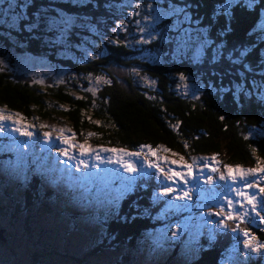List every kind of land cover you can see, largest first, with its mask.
<instances>
[{
  "label": "trees",
  "instance_id": "trees-1",
  "mask_svg": "<svg viewBox=\"0 0 264 264\" xmlns=\"http://www.w3.org/2000/svg\"><path fill=\"white\" fill-rule=\"evenodd\" d=\"M127 1L144 7L143 13L147 12L150 2L155 3V0H97L98 6L89 4L75 13L89 17V21L96 25L102 35L119 42L114 43L115 46L103 44L102 48H95L96 51H105L104 56H109L113 63L125 69L143 68L150 83L154 82L155 90L140 87L139 81L132 75L114 77L107 69L108 63L104 56L85 61L82 55H77L71 48L67 50L61 46L53 47V44L48 47L43 34L40 39L30 40L26 33L17 35V32H13L7 39L10 41L16 35L15 38L19 41L8 44L9 41L6 42L2 35L4 29H0V61L3 65L4 62L7 63L0 71V109L6 114H18L28 120L34 117L39 121L61 118L74 129L79 144L85 140L84 130H90L93 142L99 148L110 147L136 152L141 150V145H147L157 153V158H161L164 148L183 158H211L215 155L216 163L222 169L226 165L230 168H253L257 157L264 160V136L254 139L250 135L253 130L264 133V99L260 98L264 89L253 84V81L257 85L264 84V67L260 64L261 59H264V36L258 32L249 36L257 22L256 14L235 10L232 31L222 37L226 43L225 55L227 50L241 44L251 46L247 60L254 71L246 73L242 79L239 70L227 60L216 64L209 63L210 51L208 58L200 64H194L184 57L174 60L169 55L164 57L166 63L161 65L143 59L137 60L135 56L140 51L133 50L134 46L131 47L126 33H117V26L113 20L110 21L111 15L106 12L109 7ZM171 2L178 6L191 2L198 4V8L191 10V26H196L198 19L199 26L207 27L210 38L216 40V33L224 23L223 17L219 21L213 18V10L220 0ZM43 3L47 4V1ZM156 6L167 8V0ZM125 16L127 17V13ZM262 18L264 14L260 17L261 22H264ZM134 21L136 24L137 17ZM134 21H129L131 33L134 32ZM166 22L169 21L158 23L154 30L165 31ZM189 26L188 24L184 27ZM85 44L90 46L89 42ZM14 47H18L21 52H14ZM138 48L146 51L157 48L164 50L158 39L141 43ZM57 51L68 52L66 55L70 58H65L63 54L59 58ZM24 52L45 56L56 66L71 69L80 76L84 87L88 84L86 78L100 75L98 72L108 73L112 84L103 87L95 100L87 93H82L84 98L77 100V95L81 97L80 92L64 85L52 89L43 88L45 91L42 92L33 77L16 70V59ZM79 63H83V66ZM181 73L186 77L184 81L179 79ZM187 83L192 84L193 92ZM238 84H243L244 91L239 92L236 97ZM198 90L200 93L197 96ZM245 92L250 94L245 95ZM89 118L91 121H99V125L90 122ZM177 122L179 127L173 130L172 125ZM245 136L249 138L245 140ZM17 139L26 142L23 151L9 148L12 141ZM252 148L257 149L255 156ZM38 150L40 147L34 144L33 138L29 140L28 137L9 133L0 135V183L3 182V193L0 194L9 200L5 203L0 201V218H7L8 223L4 227L0 224L1 236L5 240L0 242L4 248L14 238H21L20 229L23 228L24 235L33 240L32 250L29 251L31 264H40L38 258L44 254L63 257L64 264H264V249H261L256 261V253H238L234 261L225 260L224 253L230 250L231 244L235 240L244 239L242 234L232 232L231 229L235 227L233 223L227 229H221L218 226L220 217L207 215L210 210L216 211L208 205L209 202L216 201L210 195L227 188L224 186L226 182L214 185L206 193L193 195V199L204 200V204L191 203L190 209L195 212L204 209L201 211L202 217L208 222L196 223L188 220L189 227L180 238L172 237L166 242L158 259L148 262L144 258L131 255V250L138 252L148 243V235L168 226L172 227L181 220L183 225L186 219V209L179 207L177 211L169 210L171 193L165 196L155 190L154 178H149L147 172H136L135 177L126 173L120 175L118 172L115 180H105L98 178L97 173L81 168L85 176L83 184L77 186L79 190H83L79 195L81 200L70 198V192L60 190L62 187L55 182L53 171L46 168V161H43L48 159ZM143 151H148V148ZM131 163L142 165L141 160H133ZM52 165L54 163L50 164L51 167ZM23 175L27 176L26 180L21 178ZM126 175L131 183L114 190L122 185L119 177ZM106 185L113 193H123L118 206L112 207L97 199V190ZM88 189L91 190L87 191ZM90 199L95 200L90 202ZM68 200L71 202L68 203ZM59 201H63V204L59 205ZM181 202L179 201V205ZM37 203L39 207L34 209ZM80 218L92 219L93 222L83 225L80 224ZM251 220L252 223L240 224L239 227L246 228L252 236L258 235L256 239L264 244V229L256 227L252 217ZM197 226L200 230L203 229L201 236L193 232ZM59 231L62 234L55 235ZM210 232L216 234L211 243ZM186 249V254H181ZM99 255L109 257L104 262H98ZM0 264H4L1 259Z\"/></svg>",
  "mask_w": 264,
  "mask_h": 264
},
{
  "label": "snow or ice",
  "instance_id": "snow-or-ice-1",
  "mask_svg": "<svg viewBox=\"0 0 264 264\" xmlns=\"http://www.w3.org/2000/svg\"><path fill=\"white\" fill-rule=\"evenodd\" d=\"M163 2V0H155V3L150 2L148 4L149 16L145 18L146 26L139 29L141 33H144L146 27L149 26V21L151 23H159L161 20L167 19L169 17L174 18L173 22L168 26L169 33L173 35H168L167 33H156L153 31L148 32L147 39L138 40L137 43H149V40H156L158 36H161L166 43L174 45L173 47V56L174 57H184L190 59L194 64H200L208 58L209 51L211 52L210 59L208 62L211 64H216L222 60H227L230 64L236 67L239 70V75L243 79L246 73L254 71L252 65L248 62L247 58L251 52V46L241 44L238 47H233L230 50H227V55H225L226 43L222 37L227 36L232 31V24L235 20V10H240L244 13L256 14L257 22L253 25L252 30L249 32V36L255 35L257 32L264 36V22H261V14H264V0H220V3L213 10V18L217 21L223 17L224 23L221 27V30L216 33V40L210 38V32L207 27H200L199 20L195 22L196 26L193 25V16L191 10L199 5L194 2L185 3L184 6H178L167 0V8H162L155 6L158 3ZM89 4L95 6L97 5V0H58L57 3L53 4L52 0H49V3H37V0H0V28L7 30L5 33L11 37L12 32L17 33H26L28 38L31 39H40L41 34L44 37L52 35L55 38L53 40L45 39L46 43L50 44H64L67 43L70 36L79 29L88 28L89 31H95L94 27L89 22V17L81 16L74 12L75 9L86 7ZM137 8L140 7L139 4L136 5ZM31 10V11H30ZM131 15H139V13H132ZM210 18V23H211ZM184 24H189V27H182ZM117 29L124 30V26L117 25ZM116 29H114L115 31ZM218 41V42H217ZM15 42V38H13ZM112 43L118 44V41H112ZM95 59V57H93ZM260 64L264 67V59H261ZM3 62L0 61V71L3 70ZM139 75V73H135ZM96 83L100 84L101 82L107 84L109 81L104 79L102 76L95 77ZM179 79L184 81L186 77L184 74H180ZM62 82V81H61ZM92 78L89 77V84L91 85ZM147 82V81H146ZM37 83L43 84V81H38ZM154 83V82H153ZM255 87L264 89V84L257 85L253 81ZM86 91L90 92L93 97L96 95L97 89L95 87H89ZM244 91L243 84L237 85V92ZM250 93L245 92V95ZM197 99L199 97H196ZM261 99H264V92L261 94ZM77 100L83 99V97L77 96ZM107 103V101H105ZM63 107V106H61ZM95 107V104H93ZM67 111V109H64ZM90 119V118H89ZM223 119V117H221ZM22 118L18 114H6L3 109H0V134H5L8 131L7 126L3 123L5 121L11 122V132L18 133L22 137H28L31 140L33 133L30 130L32 125L22 124ZM99 125V121H91ZM46 125L41 124L40 128H45ZM173 130L179 127V122L172 125ZM55 131V129H53ZM60 135L58 139L61 144H68V139L65 138L64 133L65 129L61 128ZM51 132L44 131V142L47 144L51 137ZM91 135V133L89 134ZM249 137L245 136L244 139L247 140ZM21 147L16 142H13L12 149L17 150ZM26 147V146H24ZM80 155L83 156L85 152V146L79 145ZM187 147V144H185ZM141 150L136 152H128L124 149H115V148H101V152H111L117 154V160L109 159L108 163L118 162L120 166L124 169L125 172L131 174L137 171V167L130 163L125 162L123 157H136L139 159L142 155L143 149L148 148V156H154L155 153L147 145H141ZM164 152H168V149H162ZM93 151H95L93 149ZM253 155L255 156L257 149H251ZM62 156H66L69 159L73 157L69 156L66 149H62L59 153ZM175 155V154H173ZM148 156H145L144 164L149 169H155L157 174H163L165 180L169 182L167 186L164 187L163 195L167 196L169 193L178 191V189L172 187L177 183L184 185V190L179 192L173 199L178 201H192L193 196L191 193L201 194L206 193L207 189H201L200 184L213 185L214 179L212 176H208L200 180L197 178L196 182L189 186V181L193 179L194 170L196 168V160L193 159L191 164L184 163L183 157L180 158L182 164V171H176L172 168L165 170L157 158V162H152L148 159ZM99 159V156H97ZM208 159V158H205ZM212 161H216V156L210 158ZM20 156L18 155L17 167H19ZM165 162H168L165 159ZM172 165H175L177 161L173 159L170 161ZM264 160H260L257 157L256 166L253 168H230L227 165L224 167V171L220 170L213 166L210 168V171L213 173L219 172L218 179L225 181L226 184L230 186L232 193H235L236 199L227 198L226 194H220L223 197V203L227 207L218 206L216 211H209L208 216H217L220 217L218 221V226L221 229H227L228 221L236 222V226L231 230L233 233H240L243 235V246L245 250L250 249L252 253H259L261 249H264V244H253L252 241L256 240L255 236H252L251 233L246 228H240V224L252 223V216H262L264 212V200H258V197L255 193H249V189H256L261 196H264V186H259L260 181H264V175H259L264 173ZM85 168L88 167L87 164L83 165ZM204 167H209L207 163L203 165ZM79 171V168H77ZM258 176V180H248L247 177ZM22 179H27L26 175L21 177ZM122 185L127 186L131 183L130 180H127L125 177H119ZM242 185V186H236ZM123 193H113L107 189V187L102 188L97 193V199L102 203H106L112 207L118 206L119 200L122 198ZM217 197H213L216 199ZM177 207H182L188 209L190 205L187 203L184 205H178ZM260 224H264V217L259 221ZM187 224H177L175 229L168 226L165 228L164 233L153 240L152 251H156L159 248L163 247L164 242L166 241L167 231H171L172 237L174 239H179L180 236L188 229ZM216 234L214 232L209 233V243L215 240Z\"/></svg>",
  "mask_w": 264,
  "mask_h": 264
},
{
  "label": "rangeland",
  "instance_id": "rangeland-1",
  "mask_svg": "<svg viewBox=\"0 0 264 264\" xmlns=\"http://www.w3.org/2000/svg\"><path fill=\"white\" fill-rule=\"evenodd\" d=\"M45 1H49V0H45ZM52 2H58V0H52ZM142 8H144V7H141V5L139 8H137L136 5H134V3H130L127 1V2H123L121 4L109 7L106 10V12L108 13V15H111L110 21L113 20L114 25L124 26V30L118 29L117 33H119V32L126 33L128 35V40H129V43L131 44V47L134 46L133 50L134 51H140L139 54L135 56V58H137V60L143 59L149 63L161 65L162 63L163 64L166 63L164 61V57L167 55H169L171 57V59L172 58H174V60L178 59V57L173 56L172 50H173L174 45L166 43L161 36H158L157 39L159 40L162 47H164V50L161 48H157L155 50H150V51L139 50L138 46L141 43H137V41L141 40V39H147L149 31H153L156 33H167L168 35H173V33H169V31H168V26L173 22V19H174L172 17L161 20L159 22V23H161L165 20L169 21V22H166L165 31L164 30L155 31L154 27L158 23H151L149 21V26L146 27V30L144 33H141L139 31V29L146 26L145 18L147 16H149V8H148L146 13L142 12ZM137 12L139 13V15H131L132 13H137ZM126 13H127V17L125 16ZM134 16L137 17V23L136 24L134 21V18H135ZM263 20H264V18H262V21ZM129 21H134V27L135 28H134V32H132V33L129 31V27H128ZM89 22L94 27L95 31H89L88 28H83L82 30L79 29L73 33L76 35L73 36V34H72L70 36L67 43L55 44V45L47 43V46L48 47H51V45L53 47L54 46H61L62 48H67V50H69L68 48H71L78 53L77 55H82L84 57L83 59L85 61H90L91 59L93 60V57L96 58V57H99L100 55L104 56L105 51H102V52L98 51V50L96 51L95 48L96 49H99V47L102 48L103 44L111 45V46H115L116 44L112 43V39H113L112 37L102 35L99 32V30L97 29L96 25L93 24L91 22V20ZM185 25H188V24H184V25H182V27H184ZM0 29H4V28H0ZM3 31H5V32H3L2 35L5 37L6 42H8L9 38L7 39V37H9V36L5 34L7 32V30L4 29ZM12 34H13V32H12ZM17 35H18V33H17ZM15 37H17V36L15 35ZM15 37H12L11 40L8 42V44H11L13 42V38H15ZM42 37L44 40L45 39L53 40L55 38L52 35H48L47 37H44V35H43ZM16 41H19V40L18 39L16 40V38H15V42ZM149 41H151V40H149ZM84 42L85 43L89 42L90 46H87V44H85ZM43 47H45V46H43ZM13 49H14V52H16V51L21 52V50H19L18 47L17 48L14 47ZM67 53L68 52H66V51H65V53L57 51V56L59 57L60 55L63 54L65 58H70L68 55H66ZM10 55H11V53H10ZM72 55L74 58H76L73 53H72ZM12 57H13V55H12ZM104 57L108 63L107 69L111 72V74L114 75V77H115V75L119 76V77L132 75V77L134 79H137L139 81L138 84L140 87L155 90L153 82L150 83V78L148 77V75L144 74L145 70L143 68L134 67L132 69H125V68L118 66L117 64L113 63V61L109 58V56H104ZM79 64L82 65L83 63H79ZM4 65L7 66V63L4 62ZM15 67H16V70L20 71V73L22 72L28 76L33 77L35 84L41 88L42 92L45 91V90H43V88L52 89V88H56L60 85H64V86L68 87V89L70 88V89H74V90L79 91L81 94V97H83V98H84V96H82V93H87L91 96L92 99L95 100L98 97L99 91L103 87L110 86L112 84L111 83L112 81L108 78V73L98 72V74H100V75H97V76L104 77V79L109 81V83L105 84V83L101 82L100 84H97L96 79H95V77H97V76H91L92 82L90 85L89 84V77L90 76H88L86 78L87 79L86 82H88V84H86L85 85L86 87H84V85H82L83 83L80 82V76L76 75V73L74 71H72L71 69H66V68H62L60 66H56L54 63L50 62L45 56L32 55V54L27 53V52H24V53H21V55L20 54L18 55V58L16 59V62H15ZM135 73H139V75H136ZM38 81H43V84L37 83ZM180 85H184V84H180ZM187 85L190 87L191 92H193L194 88H193L192 84L187 83ZM89 87H95L97 89L95 97H93L90 92L86 91V89ZM184 87H185V85H184ZM181 91H185V90H181ZM199 93H200V90H198L196 92V95L198 96ZM238 93L239 92H237V90H236V94H235L236 97H238ZM145 94H147V93L145 92ZM53 103H55V102H53ZM61 109H63V108L61 107ZM18 116L22 118V120H21L22 124L32 125V128L30 130L33 133L32 138L34 140V144L37 147H40V150H38V151L44 153L43 154L44 157L48 159L50 164L55 163L54 165H52V167L50 166V164L46 163L47 164L46 168H50V170L53 171L55 182L57 183V185L59 187H62L60 190H62L64 192H66V191L70 192V194H71L70 198L76 197V199L81 200V196H79V195L81 193H83V190H79L77 188L78 185L83 184V181L85 179L84 174H82V172H81V168L84 169V171L90 170L93 173H97L98 178L105 179V180H115L116 178H118V176H117L118 172L120 175L123 173H126L132 177H135V175L137 174L136 172L131 173V174L125 172L124 169L120 166V164L118 162L108 163L107 161L109 159L117 160V154H114L111 152H101L100 151L101 148H99L98 146H95L92 136L89 135L91 133L90 130H84L85 140L83 141V143L79 144L78 141L76 140V134L74 133V129L70 126V124H68L67 121L62 120L61 118H58L57 120L39 121L36 117L28 120V119H24L23 116H20V115H18ZM3 123L8 128V131L6 133L13 134L15 136H20L18 133L11 132L10 129H11L12 125H11L10 121H5ZM41 124L46 125V127L41 129L40 128ZM61 128L66 130L64 133V136L66 139H68V141H69L68 144H61L60 140L58 139V136L60 135L59 130ZM53 129H55V131H53ZM44 131H49L52 133L50 140L47 144L44 142V136H43ZM0 135H2V134H0ZM250 135L252 138L257 139L263 135V132H261L259 130H253L250 132ZM13 142H16L19 145H21V147H19L20 151L24 150V148H25L24 146H25L26 142H22L19 139L12 141V144L9 145L10 149H12ZM79 145L85 146V152H84L83 156L80 155V148L78 147ZM62 149H66L68 151L69 156L73 157V159H69L66 156L60 155L59 153ZM93 149L95 151H93ZM38 151H37V156L39 155ZM125 151H127V150H125ZM154 153H155L154 156H148V151H146V152L143 151L142 155L139 159H137L136 157H129V160H128L127 156L123 157V159L125 160V162H130V163L133 160H141L142 165L140 166V168L137 172L143 173L144 169H145V171L149 170L148 172L151 173L153 169H149L144 164V159H145V156H148V159L152 160V162H154V163L157 162V153L156 152H154ZM173 154H175V155H173ZM97 156H99V159H97ZM181 157L182 156H180L176 153H173V152L162 151V156L160 158V160H161L160 164L165 170L172 168L173 170H176V171H182L183 170L182 164L180 162ZM142 158H144V159H142ZM165 159L168 162H165ZM173 159H175L177 161V163L175 165H172L170 163V161H172ZM193 159H195L197 163H196V168L194 170L193 179L191 181H189V186H192L196 182L197 178L202 180L204 178H207L208 176L213 177V179H214L213 185L217 184L218 180H219L218 179L219 172L213 173L210 171V168L215 166L220 170V172H223L224 169L221 168L219 163H216V161L215 162L212 161L210 158H208V159L200 158V157L194 158L192 156L189 158H183V162L191 164L193 162ZM205 163H207L209 167H204L203 165ZM84 164H87L88 167L85 168L83 166ZM54 166L56 167L55 169L53 168ZM4 168L8 169L6 167V165H4ZM77 168H79V171H77ZM259 175H264V173H260ZM125 178L128 179V176L126 175ZM247 179L250 181L258 180L259 177L258 176H256V177L249 176V177H247ZM2 184H3V182L0 183V192L1 193H3ZM168 184H169V182L166 180L165 186H167ZM199 186L201 189H207L208 190V188H206V186H207L206 184L201 183ZM224 186H227V188L210 195L211 199H213V197H217L216 201L209 202L210 206L214 207L215 210L217 209L218 206L227 207L223 203V197L220 194H226L227 198H231L233 200L236 199L235 193H232L230 190V186L228 184H226ZM236 186L239 187L242 185H236ZM259 186H264V181H260ZM106 187H108V185H106ZM123 187H125V186L120 185V187H118V188L116 187L114 190H117V189L123 188ZM172 187L178 189V191H174L170 194L169 210L170 211H177L179 208V207H177L179 205V201L173 199V197L176 196L177 194H179V192H182L184 190V185L177 183L175 185H172ZM209 189H211V188H209ZM90 190L91 189H88L87 191H90ZM97 191H100V190H97ZM248 191L250 194L255 193L258 197V200H264V196H261L256 189H249ZM194 194L195 193H191L192 196ZM90 200L93 201L95 199H90ZM0 201L5 203L9 200H6V198L4 196H2V194H0ZM69 202H71V200H68V203ZM186 203L188 205H190V207L188 209H186V211H187L186 212V219H185L183 224H187L188 220H192L196 223L208 222L207 219L202 217L203 212H201V211H204V209H201V210L196 211V212L193 211L192 209H190L191 203H193V204H202L203 203L204 204V200L198 201L197 199L196 200L192 199V202L191 201H182L180 203V205H184ZM58 204L59 205L63 204V201H59ZM38 207H39V204L37 203V206L35 205L34 209H38ZM180 208H182V207H180ZM262 217H264V212H262V216H252V218L254 219V225L256 227H260V229H264V224L259 223V221ZM44 219H45V217H44ZM181 221L175 223L171 228L175 229L177 227L178 223L181 224ZM92 222H93L92 219L80 218V224L84 225V224H88V223H92ZM230 223H233V225L236 226V222H234V221H228V226ZM0 224H1V227L8 226L7 218H2V219L0 218ZM164 230H165V228L161 231H158V232H155L153 234L148 235V243L143 248L138 250V252H134V250H131V255L144 258L148 262H152V261H155L156 259H158L159 254L161 253V251L165 247L166 242L170 241L172 239L171 231H167L166 241L164 242L163 247L157 249L154 252L152 251L153 240L160 237L164 233ZM202 231H203V229L200 230L199 226H197L193 232H196L198 235L201 236ZM20 232L22 234V237L20 238L18 236V238H14V240L11 241V243L6 244V247L2 248L1 242H0V252L2 251V253L0 254V259H1V261L4 262V264H31L32 263V261L30 260L29 251L32 250L33 240H29L26 237V235H24L23 228L20 229ZM8 233H10V230ZM61 234H62V232H60V231L55 233V235H61ZM257 236L258 235H256V238H257ZM65 237H66V234H65ZM243 240L244 239H242L241 241H236V244L234 246H232L231 250L225 254V256H224L225 260H230V262H232L236 259V257H237L236 254H238V253H245L247 255L252 253L250 249H248V250L244 249ZM252 243L253 244H260L257 239L255 241H252ZM64 250L66 252L65 246H64ZM70 251H72V249H70ZM187 251H188V249L182 250L181 254H186ZM259 253L255 254L256 255L254 258L255 261L259 259V257H258ZM108 257L109 256H107V255H99L97 257V260H99L98 262H104L107 260L106 258H108ZM62 258L63 257H56V256L50 257L48 254H44V256L39 257L38 260H39L40 264H58V263L64 264ZM72 264H74V263H72Z\"/></svg>",
  "mask_w": 264,
  "mask_h": 264
},
{
  "label": "bare ground",
  "instance_id": "bare-ground-1",
  "mask_svg": "<svg viewBox=\"0 0 264 264\" xmlns=\"http://www.w3.org/2000/svg\"><path fill=\"white\" fill-rule=\"evenodd\" d=\"M44 161V160H43ZM46 161V163H50L49 161H47V160H45ZM40 163V162H39ZM45 166H47V164L45 165ZM45 181H47V182H49L48 180H45ZM46 183V182H45ZM91 201V200H90Z\"/></svg>",
  "mask_w": 264,
  "mask_h": 264
},
{
  "label": "water",
  "instance_id": "water-1",
  "mask_svg": "<svg viewBox=\"0 0 264 264\" xmlns=\"http://www.w3.org/2000/svg\"><path fill=\"white\" fill-rule=\"evenodd\" d=\"M0 241H1V242H5V240L2 238L1 235H0Z\"/></svg>",
  "mask_w": 264,
  "mask_h": 264
}]
</instances>
